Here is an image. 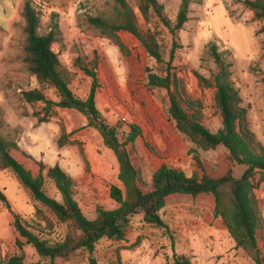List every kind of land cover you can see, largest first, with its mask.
Instances as JSON below:
<instances>
[{
  "label": "rangeland",
  "instance_id": "1",
  "mask_svg": "<svg viewBox=\"0 0 264 264\" xmlns=\"http://www.w3.org/2000/svg\"><path fill=\"white\" fill-rule=\"evenodd\" d=\"M25 1L0 0V120L3 122L0 134L16 141L27 156L46 168L58 165L69 175L74 181V199L83 215L93 220L98 207L116 208L109 198V188L121 186L117 179L118 164L97 131L86 127V119L78 112L52 108L48 121L40 123L44 105L30 106L24 102L23 92L40 89L22 60L25 38L21 12ZM31 1L41 14V34L48 32L52 22L58 23L61 39L52 50L69 74L72 93L85 99L91 82L76 67L75 60L82 59L90 67L89 62L96 59L99 86L96 108L110 126L117 128L120 136L129 132L130 125L141 129L142 137L135 143L132 161L140 171L144 189L162 164L188 175L200 173L194 160L196 153L211 178H220L231 170L238 179L245 170L230 162L223 147L207 152L197 150L169 118L167 92L146 84V68L160 76H165L169 70L181 81L186 96L201 103L202 125L215 133L221 127V117L214 103L215 90L200 86L197 78L208 79L215 71L207 55L210 44L216 45L219 52L229 53L226 57L231 63V80L247 111L249 128L264 147V31H261L262 23L254 18L243 0H192L187 23L174 35L153 13L148 21L143 20L138 13V0H126L141 30L154 35L160 45L162 65L150 59L129 34H120L128 51L123 55L86 24V16H109L114 8L111 0ZM156 1L163 8L162 16L173 27L181 0ZM53 14L56 17H52ZM173 43L177 47L168 66ZM43 91L48 100L58 101L53 89L44 87ZM62 134L68 141L58 147ZM145 142L156 152L157 158L147 150ZM255 184L264 220V184H258L257 179ZM0 190L9 204L7 209L0 203V264H6L9 258L21 253L26 263L38 262L35 250L18 237L13 227L14 218L19 217L36 228L39 226L41 231L35 230V234L53 243L63 239L67 226L34 202L12 172L0 171ZM44 192L61 203L60 195L47 178ZM213 209L214 200L209 194L172 195L160 212L166 228L150 226L140 215H135L124 239L102 240L93 258L99 264H173L175 256L187 257L192 264H253L235 247L220 219L213 217ZM17 240L24 244L21 251ZM258 247L264 256V231L258 234ZM56 264H90L89 255L78 251L70 260H57Z\"/></svg>",
  "mask_w": 264,
  "mask_h": 264
},
{
  "label": "trees",
  "instance_id": "2",
  "mask_svg": "<svg viewBox=\"0 0 264 264\" xmlns=\"http://www.w3.org/2000/svg\"><path fill=\"white\" fill-rule=\"evenodd\" d=\"M113 12L109 16H86L85 22L103 38L116 46L121 54L127 55L126 45L120 38L121 33L132 36L144 49L146 55L156 64H164L163 55L154 35L144 32L138 25L136 15L126 0H111ZM192 0H181L173 27L162 16L163 8L156 0H138V13L148 21L153 13L157 19L174 35L188 21L189 5ZM244 5L262 23L264 31V0H243ZM23 62L27 71L35 77L40 89L22 93L25 103L30 106L43 104L44 116L40 123L48 121L52 108L74 110L87 121L86 127L92 128L100 135L103 145L115 156L118 164L117 179L121 186L111 185L109 198L116 204L113 210L98 207L95 218L88 220L74 199V181L58 165L46 168L41 162L27 156L14 140L0 134V171L12 172L21 185L30 193L34 202L47 209L60 224H65L68 232L62 240L50 242L35 234L41 231L15 217L13 227L24 244L31 246L39 261L26 263L24 256L15 255L6 264H56L57 260L68 261L78 251L89 255L90 264H99L94 258L97 245L102 240L121 241L131 218L140 215L144 223L166 228L160 217L166 199L172 195L197 196L209 194L214 200L213 217L220 219L237 249L247 255L253 264H264V256L258 247V234L264 231V220L260 213L255 194L258 184H264V147L249 128L247 111L242 106L241 98L231 80V63L228 52H219L218 47L210 44L207 55L215 65V71L208 79L197 76L200 86L215 90L214 103L221 117V127L212 133L202 125V105L199 101L186 96L181 81L167 70L165 76L145 69L146 84L149 88L165 90L169 97L168 116L176 130L184 135L197 150L204 152L223 147L228 152L231 163L245 167L243 174L234 178L231 170L220 178H211L205 172L196 153L200 173L191 175L175 170L167 165H160L151 175L150 184L143 188L140 171L132 161V153L141 129L129 126V132L120 136L116 127L110 126L96 108L95 97L98 86L96 68L98 62L91 60V66L82 59L75 60L76 67L90 79V87L85 99L76 97L70 87L69 74L62 68L52 47L61 39L58 23L52 22L45 34L40 33L41 14L31 0L23 3ZM52 17H56L53 14ZM176 43L169 55L170 63L174 59ZM264 85V77L262 79ZM44 87L53 89L58 101L48 100ZM264 96V91H263ZM36 116V115H34ZM3 122L0 120V129ZM67 136L62 134L57 144L63 147ZM150 153L157 158L156 152L148 143H144ZM21 157L23 160H21ZM25 159L28 162H25ZM45 178L49 179L61 197V203L44 192ZM0 203L7 209L9 204L0 190ZM40 225V224H38ZM16 241L19 251L24 245ZM173 264H192L184 256H175Z\"/></svg>",
  "mask_w": 264,
  "mask_h": 264
}]
</instances>
